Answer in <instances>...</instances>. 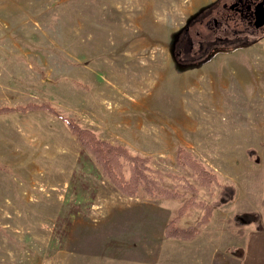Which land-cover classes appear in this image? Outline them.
<instances>
[{"label": "rangeland", "instance_id": "rangeland-1", "mask_svg": "<svg viewBox=\"0 0 264 264\" xmlns=\"http://www.w3.org/2000/svg\"><path fill=\"white\" fill-rule=\"evenodd\" d=\"M231 1L0 0V108H14L0 112V264L242 260L245 221L264 231L257 207L246 217L240 213L241 223L233 216L261 201L264 173L258 171L255 141L264 111L233 109L241 98L237 81L246 95L260 91L229 61L252 58L254 48L245 45L259 42L264 32L244 36L236 52L186 69L172 55L188 48L174 47L177 33L196 45L197 30L210 37L206 21L213 16L219 29H240L235 18L228 19ZM207 6L202 19L190 24ZM246 63L244 71L254 78L253 65ZM29 104L40 107L21 110ZM65 118L149 158V173L160 187L182 196L151 195L144 186L134 196L124 194ZM179 148L217 174L219 184L200 185L178 159ZM222 184L246 185L247 198L215 207L193 240L166 237V223L194 192L198 201L211 204ZM204 209L188 210L179 225H194Z\"/></svg>", "mask_w": 264, "mask_h": 264}, {"label": "trees", "instance_id": "trees-1", "mask_svg": "<svg viewBox=\"0 0 264 264\" xmlns=\"http://www.w3.org/2000/svg\"><path fill=\"white\" fill-rule=\"evenodd\" d=\"M213 4V3H212ZM215 4V3H214ZM212 7L215 5H211ZM208 9L207 7L202 8L199 12H197L194 16L191 17L189 23L192 24L194 21H197L200 18V15L203 13L202 11ZM209 10V9H208ZM199 17V19H198ZM203 21V20H201ZM208 19L206 22V26L208 28ZM178 36V33L177 35ZM260 38V37H257ZM210 51L204 57L202 56L200 59L197 58L196 65L203 61V59L211 54ZM176 54V52H175ZM182 57L183 54H182ZM177 58V64L181 68H186V64L179 62V58ZM195 65V64H194ZM46 106V105H43ZM40 107V105L29 104L28 106L20 107L21 110L33 109ZM14 108L2 107L0 108V112H7L13 110ZM68 123L70 129L77 137L82 141L85 146H89L92 148V151L96 153L98 157V161L103 167L104 174L112 181L119 189L129 196H134L138 193L141 186H144L145 189L151 195H160L166 197H181L182 194L178 193L174 189H167L165 187H160L158 182V177L152 175L150 172V159L146 157H142L139 155H133L130 151L123 145L112 144L109 141L101 140L94 131L83 128L70 118H65ZM178 159L181 163L189 165L193 172L196 174L199 179L200 185L203 187H210L213 183H218L219 180L217 174L208 169L202 163L198 162L192 154L187 151L185 148H179L178 151ZM127 162L130 169V176H126L125 174V165ZM186 188L192 191H195L192 184H185ZM193 197L188 198L185 203L179 208L178 214L172 217L165 226V235L168 238H178L183 240H193L200 233L201 229L204 225L208 224L211 221L214 208L217 206H221L224 203L229 202L235 197L236 187L233 184H222V189L219 192V197L217 200L213 201L211 204L206 203L204 201H198L195 197L196 192L193 193ZM204 206V213L202 217L194 224L186 227H181L179 222L182 216L190 209L196 207ZM240 214L234 215V219L238 222ZM246 214H243L246 217ZM241 215V217H243ZM250 221V220H249ZM244 224H248V221H245Z\"/></svg>", "mask_w": 264, "mask_h": 264}, {"label": "crops", "instance_id": "crops-1", "mask_svg": "<svg viewBox=\"0 0 264 264\" xmlns=\"http://www.w3.org/2000/svg\"><path fill=\"white\" fill-rule=\"evenodd\" d=\"M259 40H260L259 42H255L250 45H245V47L247 48L249 47V49L254 48L253 50L254 54L252 58H247L246 56H243L240 58H231V60L229 61L231 65L236 64V68H238L239 70L242 69L241 71L244 74H248L247 83L251 84L253 87L257 88L260 91L258 96H255L254 94L246 95L247 91L244 85H242V83L237 81L238 86H239V94L241 95V98L245 97L246 101L245 102L242 101L241 98L238 99L237 101H234L233 109L235 111H240L243 108H248V107L249 109L258 108V109H261V111H264V57L263 55L258 54L259 52H264V38L259 39ZM242 48H239V49H242ZM239 49L234 48V49H231L230 51L228 50L218 51L212 54L210 57H208L205 61L209 62L221 53H227V52H232V51L236 52ZM246 60H248L249 64L251 63L253 65L251 67H254L255 69L254 78H252L251 73L244 71L245 65H248L246 63ZM257 79L259 80V84H257V81H256ZM243 102L247 104L246 107L245 105L242 104ZM258 127L263 128L262 134L258 135L259 137L255 141L258 143L257 152H259L260 154L256 156L257 157L256 161L262 162L261 168H259L258 171L263 170L261 173L262 175L264 173V121H261ZM259 132L260 131L258 129V133ZM205 141H206V138L205 139L203 138L202 142H205ZM250 148L253 149V147H250ZM260 157L263 159L261 160ZM262 184H263V190H262L263 193L260 195L261 201L258 204H251L249 207H246V209H242V211L236 212L235 214H240L242 212L248 213L249 211L256 210L255 208L257 207L258 210L261 209L262 217H263L262 221H264V183ZM247 191L248 190H247L246 185L242 184V186L241 185L237 186L235 197L229 202L236 201L240 197V195H244V197L247 198ZM254 223H251V224L248 223V226L247 224L242 225V226L245 225L246 228H245V233L242 235L243 236L242 241H244V243L241 244L242 245L241 247L242 248V256H241L242 260L239 261L238 264H264V231L258 230L257 227L254 225Z\"/></svg>", "mask_w": 264, "mask_h": 264}, {"label": "flooded vegetation", "instance_id": "flooded-vegetation-1", "mask_svg": "<svg viewBox=\"0 0 264 264\" xmlns=\"http://www.w3.org/2000/svg\"><path fill=\"white\" fill-rule=\"evenodd\" d=\"M260 3H262L260 5ZM227 5V4H226ZM257 7L264 8V0H232L229 4L227 10L230 12H234V17L229 16L230 12L227 14L228 19L233 20L234 18L237 20L235 23L239 28H233L230 24H225L223 29H219L220 21L217 16H213L212 19L208 22V29L210 30V37L203 38V34L197 30L196 36H199V44H195L193 39H184L175 36L174 38V47L177 46L185 47L186 52L183 53L179 50L176 52L174 50V58L177 62V58H179V62L186 64V66L191 67L196 65L197 56L201 58L208 54L210 51L212 52L208 56H206L203 60L210 57L212 54L218 51H226L236 48V42L243 39L244 36L250 35L252 37L257 36V34L264 32V24L260 27L255 25L256 21V9ZM235 21V20H234ZM207 23V22H206ZM200 24H203V21L200 20ZM191 27L186 26V31H189ZM221 30V33L213 34V30L217 29ZM217 30V31H218ZM231 30V31H230ZM202 37V38H201ZM256 38V37H255ZM186 40V41H185ZM188 43V44H187ZM174 48V49H175ZM176 52V54H175ZM199 53V55H198ZM196 57V58H195ZM195 58V59H193ZM195 64V65H194Z\"/></svg>", "mask_w": 264, "mask_h": 264}, {"label": "water", "instance_id": "water-1", "mask_svg": "<svg viewBox=\"0 0 264 264\" xmlns=\"http://www.w3.org/2000/svg\"><path fill=\"white\" fill-rule=\"evenodd\" d=\"M262 3H260L261 5ZM256 21L255 25L257 27H260L264 24V8L263 7H257L256 9Z\"/></svg>", "mask_w": 264, "mask_h": 264}]
</instances>
